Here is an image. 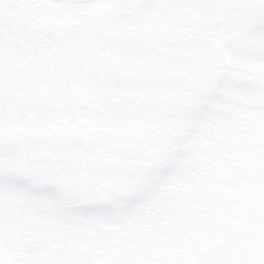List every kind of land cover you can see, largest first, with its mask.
Listing matches in <instances>:
<instances>
[{"label":"rangeland","instance_id":"rangeland-1","mask_svg":"<svg viewBox=\"0 0 264 264\" xmlns=\"http://www.w3.org/2000/svg\"><path fill=\"white\" fill-rule=\"evenodd\" d=\"M246 35L264 47V0H0V264H55L40 254L55 241L63 197L88 201L90 229L91 208L125 195L147 167L161 164L180 120L197 99L209 101L203 93L216 79L214 89L232 98L209 114L238 140L212 158L208 202L180 189L174 208L155 201L161 218L136 209L138 228L65 236L60 245L72 254L64 264H178L174 253L209 240L212 219L226 214L241 229L223 240L230 264H264V49L248 52ZM222 58L259 66L253 81L218 72ZM213 127L223 140L226 131ZM32 176L47 178L49 192L31 185ZM256 176L252 189L246 181ZM233 177L243 194L223 200L219 187ZM186 201L206 215L205 230L184 233L178 212ZM40 208L48 213L42 221ZM202 253L215 251L208 244Z\"/></svg>","mask_w":264,"mask_h":264},{"label":"trees","instance_id":"trees-1","mask_svg":"<svg viewBox=\"0 0 264 264\" xmlns=\"http://www.w3.org/2000/svg\"><path fill=\"white\" fill-rule=\"evenodd\" d=\"M243 39L245 40V49L248 52H253L256 48L257 50L264 49L263 44L260 45L257 41H252L250 35H246ZM220 61L221 63H218V72H223L237 81L246 79H249L250 82L253 81L254 72H257L259 68V66L254 67L256 71H253V69H249L245 65L235 63L226 64L223 58ZM216 83H218L217 79L211 81V86H209L207 90H204L203 96L205 95L204 97H207L209 101H203L204 98L197 99V101L193 103L192 110L189 111L187 117L183 121L180 120L176 136L173 137V139H169V142L173 141L172 145H174V147L163 154L159 166L147 167V169L143 171L141 180L125 195L114 197L109 202L103 200L100 205H95V208L90 207L91 211L89 215H91L93 219L88 227L90 229H86L85 227L90 220L88 219L85 221V213L87 210H83L84 206L86 209L88 201L82 196L74 198L63 197L62 202L58 204L62 210H60L59 216L61 218L58 222V230L53 234L55 236V241L49 239V243H45L40 254L43 262L52 258V260H55V264H64L67 260L66 256L72 254L71 247L67 251L64 246L60 245V242H64L63 239L65 236L68 238L73 236L74 240H77L80 239L82 235L92 238L95 237L96 234L105 233L106 229L112 231L111 229L113 227H116V229L120 231H129L134 227H140L142 220L138 218L135 211L136 209L146 212L147 218H161L163 210L155 201L163 197L164 201L169 202L168 209L174 208L176 206L174 203L178 201L181 192L180 189L186 190L191 198L199 196L202 204L208 202L210 198L205 199V197L210 196V193L213 191V189H209L210 181L207 180V175L211 170L209 168L210 164H212V158L215 155L222 154L223 149H218L219 145L222 144L228 147L229 150H232L234 147L232 143L238 140V136L234 130L229 133L227 126L223 124L218 117L209 114V111L215 107L222 97L225 99L232 98L229 90L214 89ZM214 92H218L219 96H215ZM234 97H236V95ZM210 123L215 125H211ZM206 124H208V128L205 127ZM216 125L221 131H226L223 140H221L219 136H213L215 131L212 130V128L214 129L213 126ZM241 125L243 127V123H241ZM216 139L219 140L215 141ZM173 170L175 172H173ZM176 170L178 173H176ZM202 173L204 174L203 177L201 176ZM259 181L258 176H256L252 179H247L246 185H250L252 189H255ZM29 182L41 193L49 192L51 188V184L45 177L39 179L32 176ZM33 182H35V184H33ZM39 183L42 184L43 187H40ZM179 184L181 185L177 193H175L174 190ZM239 185L241 186V183L238 182L237 178H229L223 186L219 187L222 189V199L237 201L243 194V189L240 190ZM216 190L218 191L217 186L214 191ZM2 191L4 192V190H0V196H2ZM258 195L259 194H255L251 196L254 197L253 201L260 199ZM10 196L12 195L10 194ZM39 200L38 205L41 204L43 207L46 206L45 199ZM10 204L13 203L11 202ZM117 205L122 206V213H119L115 208ZM195 207V204L186 201L184 203V208L178 212L180 216L186 220L185 223L187 228L183 231L188 235L192 230L206 229V215L201 216L200 210H195ZM133 208H135L134 211ZM40 209V211H42L40 216L42 221L48 213L47 210H43L44 208ZM143 224L146 225L144 219ZM81 225L84 226V232L79 231ZM212 225L213 226L210 227V232L214 233L213 236L211 238L208 234L202 236L209 237V240L201 239L196 243L191 241L192 248L190 250L175 252L173 259H179L178 264H186L188 258L191 257L196 264H201L199 260L203 259H206L208 264H230L233 258L230 255H226L227 252H225V247L222 244L225 245L223 240L227 239L229 241L231 238H236L238 236V231L241 230L239 227L240 222L233 215L226 214L225 216H215L212 219ZM152 230L154 231V228ZM152 230L150 235L152 234ZM148 237L149 235L147 238ZM222 237L223 239L220 240ZM208 244H211L212 250L215 251L212 255H204L202 253Z\"/></svg>","mask_w":264,"mask_h":264},{"label":"flooded vegetation","instance_id":"flooded-vegetation-1","mask_svg":"<svg viewBox=\"0 0 264 264\" xmlns=\"http://www.w3.org/2000/svg\"><path fill=\"white\" fill-rule=\"evenodd\" d=\"M51 2H55V3H59V2H68V3H79V2H71V1H68V0H50ZM96 1V0H93V2ZM92 2V1H91Z\"/></svg>","mask_w":264,"mask_h":264},{"label":"water","instance_id":"water-1","mask_svg":"<svg viewBox=\"0 0 264 264\" xmlns=\"http://www.w3.org/2000/svg\"><path fill=\"white\" fill-rule=\"evenodd\" d=\"M71 1L85 2V1H91V0H71Z\"/></svg>","mask_w":264,"mask_h":264}]
</instances>
